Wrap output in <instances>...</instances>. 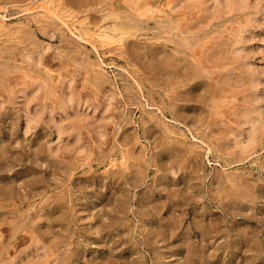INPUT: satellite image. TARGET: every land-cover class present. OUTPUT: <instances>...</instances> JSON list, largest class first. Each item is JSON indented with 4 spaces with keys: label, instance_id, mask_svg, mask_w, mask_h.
Listing matches in <instances>:
<instances>
[{
    "label": "rangeland",
    "instance_id": "374dc122",
    "mask_svg": "<svg viewBox=\"0 0 264 264\" xmlns=\"http://www.w3.org/2000/svg\"><path fill=\"white\" fill-rule=\"evenodd\" d=\"M35 1L0 0V264H264V0Z\"/></svg>",
    "mask_w": 264,
    "mask_h": 264
},
{
    "label": "bare ground",
    "instance_id": "6f19581e",
    "mask_svg": "<svg viewBox=\"0 0 264 264\" xmlns=\"http://www.w3.org/2000/svg\"><path fill=\"white\" fill-rule=\"evenodd\" d=\"M37 1V0H36ZM35 1V2H36ZM40 1V0H39ZM39 1H38V3H39ZM52 1H54V0H42V3L40 2V4H38V6H35L34 8H29V9H27V11L28 10H30V12H32L31 10H33V9H36L37 10V8H41V11L42 10H45V12L47 11V12H50L52 15L51 16H53V14H55V11H54V9H53V2ZM56 2H59V0L57 1L56 0ZM150 2V1H149ZM149 2H147V3H149ZM168 2V1H167ZM170 2V1H169ZM29 3V2H28ZM33 3V2H32ZM37 3V2H36ZM63 3V2H62ZM151 3V2H150ZM169 4V3H168ZM167 4V5H168ZM154 5V4H153ZM160 5V4H159ZM63 6H65L64 4H63ZM173 6V5H172ZM175 6V5H174ZM173 6V7H174ZM178 6V5H177ZM26 7H27V4H26ZM60 7V6H59ZM62 7V6H61ZM130 7V6H129ZM160 7V6H159ZM5 9H6V11H7V8L6 7H4ZM21 8V7H20ZM66 8V7H65ZM4 9V10H5ZM68 9V8H67ZM70 9V8H69ZM123 9V8H122ZM130 9V8H129ZM1 10V9H0ZM21 10H22V8H21ZM35 10V11H36ZM142 10V9H141ZM158 10V9H157ZM26 11V10H25ZM24 11V12H25ZM58 11H59V8H58ZM70 11V10H69ZM145 10L143 9L142 11H141V13H143ZM150 11V10H149ZM2 12H3V10H2ZM8 12V11H7ZM18 12H19V10H18ZM33 12H34V10H33ZM38 12V11H37ZM46 12V13H47ZM73 12V11H72ZM112 12V11H111ZM116 12V11H115ZM160 12V11H159ZM26 13V12H25ZM25 13H24V15H25ZM61 13V12H60ZM60 13H58V15L60 14ZM88 13V12H87ZM106 13V12H105ZM117 13V12H116ZM156 13V12H155ZM161 13V12H160ZM159 13V14H160ZM171 13V12H170ZM191 13V12H190ZM3 14V13H2ZM7 14V13H6ZM17 14V13H16ZM22 14H23V12H22ZM39 14V13H38ZM49 14V13H48ZM71 14V13H70ZM80 14V13H79ZM79 14L77 15V16H79ZM82 14V13H81ZM85 14V13H84ZM91 14V13H90ZM109 14V13H108ZM114 14V13H113ZM144 14V13H143ZM157 14V13H156ZM28 15V14H27ZM50 15V14H49ZM83 15V14H82ZM116 15V14H115ZM171 15V14H170ZM1 16V15H0ZM18 16V15H17ZM26 16V15H25ZM29 16V15H28ZM38 16V15H37ZM105 16H106V14H105ZM111 16H113V15H111ZM121 16V15H120ZM123 16V15H122ZM165 16V15H164ZM169 16V15H168ZM167 16V17H168ZM6 17V16H5ZM16 17V16H15ZM32 17H33V15H32ZM43 17V16H42ZM53 17H55V16H53ZM84 20H86L83 16H81ZM88 17H89V15H88ZM170 17V16H169ZM8 19L10 18L9 16L7 17ZM18 18H19V16H18ZM50 18V17H49ZM82 18H80V19H82ZM90 18V17H89ZM92 18V17H91ZM90 18V19H91ZM100 18V17H99ZM119 18V17H118ZM122 18V17H121ZM126 18V17H125ZM133 18V17H132ZM141 18V17H140ZM145 18V17H144ZM26 19V18H25ZM30 19V18H29ZM52 19H54V18H52ZM79 18H78V20H80ZM101 19H103V18H101ZM101 19L99 20V21H101ZM117 19V18H116ZM130 19V18H129ZM165 19V18H164ZM48 20V19H47ZM57 20V19H56ZM60 20V19H59ZM142 20V19H141ZM146 20V19H145ZM33 21V20H32ZM67 21V20H66ZM90 21V20H89ZM114 21H116L115 19H114ZM120 20H118L117 22H119ZM168 21V20H167ZM54 22V21H53ZM64 22H65V20H64ZM72 22V21H71ZM74 22V21H73ZM81 22V21H80ZM98 22V21H97ZM101 22H103V21H101ZM124 23L125 22H127L126 20L125 21H123ZM25 23V22H24ZM29 23V22H28ZM27 23V24H28ZM6 24V23H5ZM37 24V23H36ZM66 24V23H65ZM74 24H77L76 22H74ZM73 24V25H74ZM82 24V23H81ZM95 24V23H94ZM97 24V23H96ZM108 24V23H107ZM59 25V24H58ZM85 25H86V23H85ZM100 25V24H99ZM102 25V24H101ZM100 25V26H101ZM104 25V24H103ZM102 25V26H103ZM120 25V24H119ZM144 25V24H143ZM146 25V24H145ZM26 26V25H25ZM68 26V25H67ZM66 26V27H67ZM75 26V25H74ZM90 26V25H89ZM113 26V25H112ZM127 26V25H126ZM133 26H134V24H133ZM69 27V26H68ZM92 27V26H91ZM96 27V26H95ZM121 27H122V25H121ZM143 27V26H142ZM15 28H17V27H15ZM103 28V27H102ZM123 28V27H122ZM7 29V28H6ZM14 29V28H13ZM92 29V28H91ZM95 29V28H94ZM94 29H92V30H94ZM97 29V28H96ZM99 29V28H98ZM12 30V29H11ZM20 30V29H19ZM67 30H70V29H67ZM74 30V29H73ZM85 30V29H84ZM90 30V29H89ZM91 30V31H92ZM104 30V29H103ZM102 30V31H103ZM123 30H125V29H123ZM122 30V31H123ZM146 30V29H145ZM81 31V30H80ZM86 31V30H85ZM101 31V33H98V36L100 35V36H102V38H104V39H107V40H113V39H116V38H118V36L119 35H123V32H121V31H119V29L118 28H113L112 27V29H111V31L110 32H102ZM128 31V30H127ZM11 32V31H10ZM75 32V31H74ZM87 32V31H86ZM96 32V31H95ZM125 32H126V30H125ZM127 33V32H126ZM148 33V32H147ZM74 34H76V33H74ZM80 34V33H79ZM125 34V33H124ZM129 34V33H128ZM78 35V34H77ZM77 35H75V36H77ZM81 35V34H80ZM89 35H91L90 33H89ZM89 35L87 36V37H89ZM93 35V34H92ZM97 35V34H96ZM95 35V36H96ZM127 35V34H126ZM79 36V35H78ZM77 36V37H78ZM83 36H85L84 34H83ZM128 36V35H127ZM141 36H142V34H141ZM144 36V35H143ZM149 36V35H148ZM151 36V35H150ZM145 37V36H144ZM146 37H147V35H146ZM94 38V37H93ZM123 38V37H122ZM141 38V37H140ZM88 39V38H87ZM119 39H120V37H119ZM127 39V38H126ZM144 39H147V38H144ZM86 40V39H85ZM92 40V39H91ZM95 40V39H94ZM148 40V39H147ZM152 40V39H151ZM94 42V41H93ZM118 42H120V41H117V43ZM122 42H124V40H122ZM84 43V42H83ZM87 43V42H86ZM89 43V42H88ZM95 43V42H94ZM89 44H92V43H89ZM110 44H111V42H110ZM120 44V43H119ZM94 45H96V44H94ZM108 46V45H107ZM118 46V45H117ZM97 47V46H96ZM111 47V46H110ZM120 47H121V45H120ZM109 48V47H108ZM102 49V48H101ZM123 49V48H122ZM107 50V49H106ZM117 50V49H116ZM120 50V49H119ZM96 51H97V48H96ZM103 51V50H102ZM99 53V52H98ZM100 54V53H99ZM98 57H99V55H98ZM112 58V57H111ZM100 59V58H99ZM102 62V61H101ZM118 63V62H117ZM27 64V63H26ZM98 64H99V62H98ZM111 64V63H110ZM90 65H92V64H90ZM100 65H101V63H100ZM108 65V64H107ZM115 66V65H114ZM118 66V65H117ZM101 67V66H100ZM104 67V66H103ZM33 69H35V68H33ZM105 69V68H104ZM104 69H102V70H104ZM125 70V69H124ZM105 71V70H104ZM30 72H31V70H30ZM29 72V73H30ZM29 76H31L30 74H28ZM101 75V74H100ZM102 79V78H101ZM49 80V79H48ZM51 80V79H50ZM56 85V84H55ZM257 130H258V128H257ZM251 131H252V129H251ZM256 133H258V132H256ZM249 137V136H248ZM257 137V136H256ZM254 140V139H253Z\"/></svg>",
    "mask_w": 264,
    "mask_h": 264
}]
</instances>
